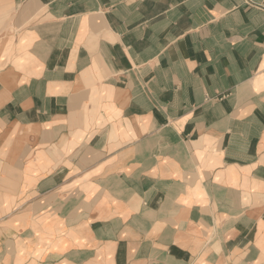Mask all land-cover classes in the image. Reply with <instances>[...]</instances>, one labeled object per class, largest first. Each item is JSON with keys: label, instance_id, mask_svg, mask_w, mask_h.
<instances>
[{"label": "crops", "instance_id": "obj_1", "mask_svg": "<svg viewBox=\"0 0 264 264\" xmlns=\"http://www.w3.org/2000/svg\"><path fill=\"white\" fill-rule=\"evenodd\" d=\"M0 264H264V9L0 0Z\"/></svg>", "mask_w": 264, "mask_h": 264}, {"label": "rangeland", "instance_id": "obj_2", "mask_svg": "<svg viewBox=\"0 0 264 264\" xmlns=\"http://www.w3.org/2000/svg\"><path fill=\"white\" fill-rule=\"evenodd\" d=\"M245 1V3L247 4V5H250V6H252V7H256V8H258V9H264V8H260V7H258L259 6V4L263 1L264 2V0H251V1H253L252 3H248V1L247 0H244ZM264 4V3H263ZM262 5V3L260 4V6Z\"/></svg>", "mask_w": 264, "mask_h": 264}, {"label": "built area", "instance_id": "obj_3", "mask_svg": "<svg viewBox=\"0 0 264 264\" xmlns=\"http://www.w3.org/2000/svg\"><path fill=\"white\" fill-rule=\"evenodd\" d=\"M248 1V3H252L253 1H251V0H247ZM262 3V5L260 6V4ZM260 4H259V6L258 7H260V8H264V2L262 1Z\"/></svg>", "mask_w": 264, "mask_h": 264}]
</instances>
